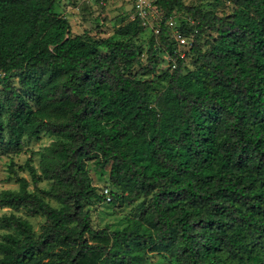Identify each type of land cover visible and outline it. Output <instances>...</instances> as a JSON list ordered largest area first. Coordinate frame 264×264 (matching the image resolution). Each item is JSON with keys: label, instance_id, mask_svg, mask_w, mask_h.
<instances>
[{"label": "trees", "instance_id": "obj_1", "mask_svg": "<svg viewBox=\"0 0 264 264\" xmlns=\"http://www.w3.org/2000/svg\"><path fill=\"white\" fill-rule=\"evenodd\" d=\"M58 1L0 0V144L45 129L65 137L58 161L74 180L56 207L11 170L20 189L2 191L1 204L47 221L37 235L28 220L3 217L19 236L4 235L0 264H146L156 252L170 264H264V0L210 19L183 0H155L175 64L155 102L154 80L126 72L140 59L132 42L74 35ZM176 10L193 18L196 69L166 37ZM206 27L216 36L203 50ZM94 153L112 162L119 191L108 203L148 199L122 229H95L84 210L97 197L86 168Z\"/></svg>", "mask_w": 264, "mask_h": 264}, {"label": "rangeland", "instance_id": "obj_2", "mask_svg": "<svg viewBox=\"0 0 264 264\" xmlns=\"http://www.w3.org/2000/svg\"><path fill=\"white\" fill-rule=\"evenodd\" d=\"M185 4L195 6L202 11L208 19L213 17L230 16L243 0H183ZM56 11L65 16L71 24L74 35L80 34L90 38L114 37L115 39L130 40L134 48L139 52V62L128 66L126 72L139 79H152L154 86L151 99L156 101L160 93L166 88L170 74L175 68L171 57L157 30L160 27L161 16H153L150 21L143 23L142 20L135 21L133 16V0H59ZM174 24L167 26L166 37L174 49L181 51L185 56V65L188 69H196L199 66L194 51H190L194 41L195 24L193 18L185 12L176 10L173 14ZM137 33H125L124 29L132 23ZM176 31L185 34L190 45L181 46L175 38ZM216 36V32L209 27L204 29L199 46L206 50L210 47V41ZM106 52V49H102ZM11 83L16 81L11 79ZM17 85V84H16ZM5 92L0 85V96L5 101ZM53 117H57L54 114ZM65 137H60L49 130H42L37 136H25L22 146L2 143L0 144V193L4 190L18 191L20 184L12 175L14 169L28 182V190L38 192L53 206L59 207L62 202L60 196L65 189L74 185V180L63 172L58 158L60 153L56 146ZM100 162V163H99ZM33 165L39 181L34 183L28 165ZM112 162L103 161L94 153L86 160V168L91 177V183L96 188L97 197L84 200V210L91 216V225L95 229L109 227L111 230L122 229L127 224L128 217H141L147 209V198L143 196L132 201L125 200L108 203L102 197V191L108 187L109 190L119 191L115 187L111 177ZM42 191V192H41ZM15 215L28 220L36 234L41 232V226L46 223L47 218L41 212H37L28 205L19 207L2 205L0 202V242L6 234L19 233L14 227L6 225L2 219L5 216ZM0 256L3 254L0 251ZM48 259L40 264H47ZM146 264H170V260L163 257L161 253L150 255ZM175 264V263H173Z\"/></svg>", "mask_w": 264, "mask_h": 264}, {"label": "built area", "instance_id": "obj_3", "mask_svg": "<svg viewBox=\"0 0 264 264\" xmlns=\"http://www.w3.org/2000/svg\"><path fill=\"white\" fill-rule=\"evenodd\" d=\"M133 7L135 10V15L133 16V18L137 17L141 19L143 23L150 21L151 17L155 15L158 16V11L157 8L155 7V0H133ZM167 23L173 25L174 24L173 17L169 19ZM175 38L181 46H188L191 44L189 38L182 32L176 31ZM178 52L181 54L182 57L184 56V53H181V51ZM102 194L105 195L106 197L105 201L107 202L111 201L112 197L108 187H106L102 191Z\"/></svg>", "mask_w": 264, "mask_h": 264}]
</instances>
